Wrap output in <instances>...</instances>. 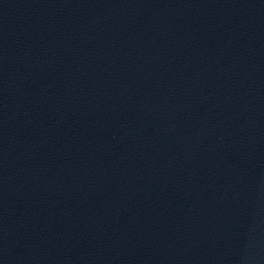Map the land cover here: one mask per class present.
<instances>
[{
	"label": "water",
	"instance_id": "1",
	"mask_svg": "<svg viewBox=\"0 0 264 264\" xmlns=\"http://www.w3.org/2000/svg\"><path fill=\"white\" fill-rule=\"evenodd\" d=\"M0 264H264V0H0Z\"/></svg>",
	"mask_w": 264,
	"mask_h": 264
}]
</instances>
